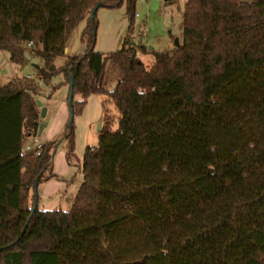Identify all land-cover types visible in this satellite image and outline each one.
I'll return each instance as SVG.
<instances>
[{
  "label": "trees",
  "instance_id": "obj_1",
  "mask_svg": "<svg viewBox=\"0 0 264 264\" xmlns=\"http://www.w3.org/2000/svg\"><path fill=\"white\" fill-rule=\"evenodd\" d=\"M124 1L0 0V47L12 62L30 49L45 59V82L73 77L75 113L104 94L120 114L117 130L106 121L87 146L72 209L30 217L36 180L56 176V143L24 149L41 124L40 89L0 81V264H264V0H187L183 43L150 66L128 41L96 52V12L86 53L56 67L91 7ZM136 1L127 0L130 29ZM109 60L122 70L112 90Z\"/></svg>",
  "mask_w": 264,
  "mask_h": 264
},
{
  "label": "rangeland",
  "instance_id": "obj_2",
  "mask_svg": "<svg viewBox=\"0 0 264 264\" xmlns=\"http://www.w3.org/2000/svg\"><path fill=\"white\" fill-rule=\"evenodd\" d=\"M186 2L187 0H137L132 29L127 14V0L120 7H99L95 15L97 33L94 50L109 56L128 41L146 49L139 55L150 66L154 53L173 50L177 46L176 41L183 43L182 26ZM93 9L91 7L68 34L65 55L54 59L57 68L63 67L70 58L86 53L87 43L83 42L82 34L90 18L92 19ZM25 58L26 62L18 65L10 60L9 51L0 47V81L3 84L11 80L31 81L40 89V93L33 95V99L37 104L39 123L46 124V127L42 133H39L40 126L38 127V138L43 143H56L52 159L56 176L46 179L50 171L46 172L45 178L38 185L35 201L40 210L69 211L84 179L82 162L87 146L98 145L100 130L106 121L111 123L112 130H117L120 114L110 97L104 94L90 95L82 112L74 115L72 123L75 151L71 161H68L66 133L71 120L70 84L64 73L54 75L49 82H45L38 69L45 66V59L35 55L30 49L26 51ZM121 75L122 70L109 60L105 86L109 90L114 89ZM78 100H81L79 94L75 96V101ZM43 108L47 112L42 122ZM27 140L31 142V137Z\"/></svg>",
  "mask_w": 264,
  "mask_h": 264
},
{
  "label": "water",
  "instance_id": "obj_3",
  "mask_svg": "<svg viewBox=\"0 0 264 264\" xmlns=\"http://www.w3.org/2000/svg\"><path fill=\"white\" fill-rule=\"evenodd\" d=\"M99 7H100V4H98V5H96L94 7V9L92 11V16H94V14L97 12V10L99 9ZM176 45L177 46L179 45V42L178 41H176ZM70 79H71V86H70L69 104H70V108H71V110H70L71 111V120H73L74 119V115H75L74 103H73V95H74L73 94V88H74V83H73V77L72 76L70 77ZM46 112H47V109L46 108H43L42 111H41V117H45L46 116ZM44 127H45V124L44 123H41L39 133H42ZM38 185H39V180L37 179L36 180V183H35V193H37ZM37 207H38V205H37V202L35 201L34 208H33V211H32V214H31L30 217H32V215L36 211ZM25 229H26V227L24 228L23 232L25 231Z\"/></svg>",
  "mask_w": 264,
  "mask_h": 264
},
{
  "label": "built area",
  "instance_id": "obj_4",
  "mask_svg": "<svg viewBox=\"0 0 264 264\" xmlns=\"http://www.w3.org/2000/svg\"><path fill=\"white\" fill-rule=\"evenodd\" d=\"M44 143L41 142L38 138V134L31 137V142H27L24 145L25 150L31 149L33 146L38 149L37 153H40V149L43 147Z\"/></svg>",
  "mask_w": 264,
  "mask_h": 264
},
{
  "label": "crops",
  "instance_id": "obj_5",
  "mask_svg": "<svg viewBox=\"0 0 264 264\" xmlns=\"http://www.w3.org/2000/svg\"><path fill=\"white\" fill-rule=\"evenodd\" d=\"M66 49H67V48H66ZM5 72H6V71H5ZM42 122H43V117H42ZM45 127H46V124H45ZM45 127H44V128H45Z\"/></svg>",
  "mask_w": 264,
  "mask_h": 264
}]
</instances>
